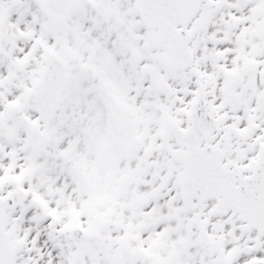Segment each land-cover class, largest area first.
<instances>
[{
    "label": "snow or ice",
    "instance_id": "obj_1",
    "mask_svg": "<svg viewBox=\"0 0 264 264\" xmlns=\"http://www.w3.org/2000/svg\"><path fill=\"white\" fill-rule=\"evenodd\" d=\"M0 264H264V0H0Z\"/></svg>",
    "mask_w": 264,
    "mask_h": 264
}]
</instances>
